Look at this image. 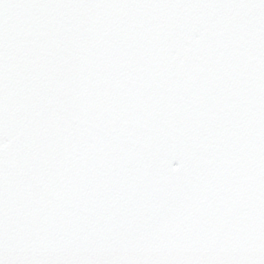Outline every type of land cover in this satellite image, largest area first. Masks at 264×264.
I'll list each match as a JSON object with an SVG mask.
<instances>
[{
    "label": "snow or ice",
    "instance_id": "6c2138e0",
    "mask_svg": "<svg viewBox=\"0 0 264 264\" xmlns=\"http://www.w3.org/2000/svg\"><path fill=\"white\" fill-rule=\"evenodd\" d=\"M0 264H264V0H0Z\"/></svg>",
    "mask_w": 264,
    "mask_h": 264
}]
</instances>
